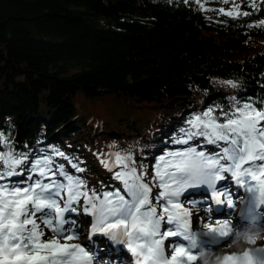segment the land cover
<instances>
[{
    "label": "trees",
    "instance_id": "16d2710c",
    "mask_svg": "<svg viewBox=\"0 0 264 264\" xmlns=\"http://www.w3.org/2000/svg\"><path fill=\"white\" fill-rule=\"evenodd\" d=\"M262 21L264 0H0V154L27 156L6 183L47 158L102 198L124 194L116 154L148 182L171 151L217 153L177 141L209 109L264 108Z\"/></svg>",
    "mask_w": 264,
    "mask_h": 264
},
{
    "label": "snow or ice",
    "instance_id": "6c2138e0",
    "mask_svg": "<svg viewBox=\"0 0 264 264\" xmlns=\"http://www.w3.org/2000/svg\"><path fill=\"white\" fill-rule=\"evenodd\" d=\"M213 111L209 109L194 116L189 121L194 131H187V138L177 143L188 144L194 137H203L219 149L215 154L206 155L193 146L171 151L156 162L155 175L148 182H145L146 172L138 174L126 162L132 161L131 156L116 154V163L125 169L116 173V178L123 182L124 194L119 190L105 192L101 198L95 191L91 195L80 191L83 181L68 175L63 166L58 168V173L52 171V161L47 158L29 165L30 184L20 186L24 183L20 182L9 186L4 181L23 174L16 169L27 156L17 158L11 149L0 154V264H92L91 249L86 251V246L69 243L79 237L71 228V219L65 218L66 212L76 211L72 204L82 196L85 204L90 205L85 211L95 218L92 232L126 244L138 257L137 264H194L199 257L193 250L202 244L218 243L217 237L230 236L233 225L230 219H217L214 224L204 225L206 232L193 231L192 213L179 202L185 190L207 186L219 203V196L224 193L217 191V181L226 178L224 173H230L238 184L247 183L243 178L255 181V186H249L248 191L258 193V202L264 204V108L245 103L219 115H213ZM57 155L63 157L64 153L57 152ZM5 165L7 171L3 170ZM31 173H38L40 178L34 180ZM57 174L67 181L66 185L54 179ZM153 187L161 190L155 196ZM65 189L66 200L62 196ZM227 203L233 206L230 197ZM162 225L174 227L162 231ZM44 229L51 231L52 238H46ZM173 237H182L187 245L170 240L173 246L166 254L165 240ZM202 237L211 239L202 240ZM246 239L250 244L255 243L252 236ZM215 260L218 264H264V247L216 256Z\"/></svg>",
    "mask_w": 264,
    "mask_h": 264
},
{
    "label": "rangeland",
    "instance_id": "374dc122",
    "mask_svg": "<svg viewBox=\"0 0 264 264\" xmlns=\"http://www.w3.org/2000/svg\"><path fill=\"white\" fill-rule=\"evenodd\" d=\"M89 105H91V104L89 103ZM151 172H153V171H151ZM152 177L153 176L147 177L148 181H150L152 179ZM4 183H6V181H4ZM20 186H27V185H20ZM156 191L159 192L161 190L156 188ZM63 197L65 198V200L67 199V196H63ZM84 200L85 199L82 200V202H83L82 204H84L86 207H90V205L85 204ZM63 203H64V201H61L62 205H63ZM181 204L183 205L184 203H181ZM75 205H76V203L72 204V208ZM159 211H160V209L158 208V212ZM69 214H71V211L65 213L66 219L68 218ZM194 217L199 219L198 221H199L200 225L206 224L207 222L213 220V218H211L210 215L208 214V212L206 211L205 207L203 208L200 205H198L197 208H194ZM91 219H92V221H95V218L94 219L91 218ZM162 227H165V226L163 225ZM44 231H45L46 237H47L48 229H44ZM248 236L249 235H246L244 237L243 236H237L236 239H234L232 242L224 245L223 247L215 248V249H217V250L214 249L215 251L211 250V249H206L207 253H204V256L198 259L199 263L200 264H206V262H207V264H218V262L215 260L216 256L223 257L225 255H230L232 253H243L247 249H256L259 247H264V226L260 227L258 232L254 235V238H255L254 244H250L247 242L246 237H248ZM83 240H85L84 237H81L80 239H78L76 241V243L81 244ZM168 245H169V242H166L165 243L166 254L169 253V249H167ZM106 261H107L106 259H100L101 264H106ZM120 264H125V263H120Z\"/></svg>",
    "mask_w": 264,
    "mask_h": 264
},
{
    "label": "bare ground",
    "instance_id": "6f19581e",
    "mask_svg": "<svg viewBox=\"0 0 264 264\" xmlns=\"http://www.w3.org/2000/svg\"><path fill=\"white\" fill-rule=\"evenodd\" d=\"M74 175V174H73ZM78 175V174H77ZM74 177V176H73ZM189 195V194H188ZM54 216V214H52ZM46 238H52V233L51 231L48 230V234ZM105 239V238H103ZM72 243V242H71ZM248 250V249H247ZM193 254H195V252H193ZM106 264H116V262H113V259H109L107 260ZM129 264H132V262H129Z\"/></svg>",
    "mask_w": 264,
    "mask_h": 264
}]
</instances>
